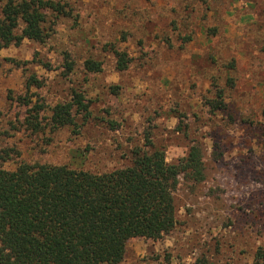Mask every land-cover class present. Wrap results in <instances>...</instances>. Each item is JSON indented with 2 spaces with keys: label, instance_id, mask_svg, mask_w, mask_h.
<instances>
[{
  "label": "rangeland",
  "instance_id": "1",
  "mask_svg": "<svg viewBox=\"0 0 264 264\" xmlns=\"http://www.w3.org/2000/svg\"><path fill=\"white\" fill-rule=\"evenodd\" d=\"M54 1L66 13H47L42 42L0 48V168L100 173L128 165L138 146L174 164L197 149L204 179L177 176L176 224L127 239L116 264H254L264 246V0ZM73 92L88 116L73 109L70 124L53 126L51 108Z\"/></svg>",
  "mask_w": 264,
  "mask_h": 264
},
{
  "label": "trees",
  "instance_id": "2",
  "mask_svg": "<svg viewBox=\"0 0 264 264\" xmlns=\"http://www.w3.org/2000/svg\"><path fill=\"white\" fill-rule=\"evenodd\" d=\"M47 13L65 15L66 10L54 0H7L1 9L0 48L24 38L42 42ZM114 53L117 69H126L127 54ZM86 68L97 71L99 64L88 60ZM73 109L89 114L76 92L51 108L53 126L70 124ZM130 154L128 165L100 173L25 161L11 170L0 168V264H116L127 239L157 237L171 229L177 176L204 179L199 151L192 148L176 164L166 162L159 148L138 146ZM253 258L254 264L262 262L264 246H257Z\"/></svg>",
  "mask_w": 264,
  "mask_h": 264
}]
</instances>
